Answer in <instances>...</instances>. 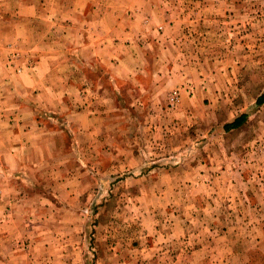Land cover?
I'll return each mask as SVG.
<instances>
[{"label":"rangeland","instance_id":"1","mask_svg":"<svg viewBox=\"0 0 264 264\" xmlns=\"http://www.w3.org/2000/svg\"><path fill=\"white\" fill-rule=\"evenodd\" d=\"M7 1L0 40L23 26ZM33 1L74 65L42 101L34 58L0 51V125L33 110L48 131L0 147V264H264V0H90L73 38L96 44L101 13L138 32L119 39L139 55L122 79L68 50L65 0Z\"/></svg>","mask_w":264,"mask_h":264},{"label":"crops","instance_id":"2","mask_svg":"<svg viewBox=\"0 0 264 264\" xmlns=\"http://www.w3.org/2000/svg\"><path fill=\"white\" fill-rule=\"evenodd\" d=\"M65 2L68 3L65 9L68 17L65 19H70L69 21L74 24L70 25L66 31L68 37L72 39V42L66 46L69 48L68 50L81 52L84 59L93 57L98 63L108 65L112 69L114 77L118 79L126 78L129 74H133V72H135L134 69L137 67L136 61H139V55L127 54V59H123L122 57L124 56L121 54L122 47L120 45L122 43L119 39L123 36L129 37L133 33L137 36V30H124V28L121 27V23H118L117 17L119 14L116 15L117 12L101 13L98 18L99 21L95 24V27L98 29V37L95 40L97 41L96 44L86 43L84 39H82L81 42L78 37H76V39L73 38V33L78 30V34L80 33V24L76 20L77 17L83 15L87 10L90 0H65ZM7 3H14L15 10L18 11L15 12L14 10V14L10 12H8V15L6 13L3 14V19H15L18 24L23 26L14 28L8 35H2V37H6V39L0 40V46H4V44L8 42L12 45L10 49L0 47V51L8 54L10 50H19L23 52L25 56L34 58L31 65L32 68L29 69V71L31 72V81L38 85V87L34 88L35 91L37 90L36 98L49 102H51L50 100L64 99L67 93V85L70 86V78H67L66 85L63 87L57 86L53 80L58 76L56 72L57 68H64L63 70L70 69V67L74 65V62H72V58L63 59L59 55L60 52L57 48L59 44L54 41V37H56L54 33L58 18L52 13L38 11L37 1L22 2V0H8ZM39 18L46 21V27L38 25ZM109 19L114 20L109 21ZM54 20L56 21L55 23ZM108 22H110L109 26ZM132 25L134 26V24ZM142 31L146 33L145 30ZM126 40L127 39H124L122 41L124 42ZM80 47L81 49H79ZM122 60L125 61V63H122ZM126 62L128 63L126 64ZM61 76L68 75L62 73ZM44 107L46 108L43 109L50 110L47 108V105ZM26 115H30V117L25 119ZM34 115L35 112L33 110L32 114L24 113L23 117L18 114V119L22 122L17 123L14 127L0 125V147L8 148L12 153L14 149H31L39 144V142L42 143L48 131L44 126H40V124L34 121ZM16 128L17 132L15 131ZM13 136L15 142L11 140Z\"/></svg>","mask_w":264,"mask_h":264},{"label":"trees","instance_id":"3","mask_svg":"<svg viewBox=\"0 0 264 264\" xmlns=\"http://www.w3.org/2000/svg\"><path fill=\"white\" fill-rule=\"evenodd\" d=\"M258 103L261 105L264 103V95L262 98L258 100ZM247 121V115L243 114L239 116L237 119H235L232 123L227 124L225 126L226 131H232V130H237L240 129Z\"/></svg>","mask_w":264,"mask_h":264}]
</instances>
